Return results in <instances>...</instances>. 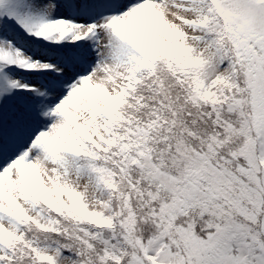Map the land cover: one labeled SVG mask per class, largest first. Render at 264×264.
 Here are the masks:
<instances>
[{
    "label": "snow or ice",
    "instance_id": "1",
    "mask_svg": "<svg viewBox=\"0 0 264 264\" xmlns=\"http://www.w3.org/2000/svg\"><path fill=\"white\" fill-rule=\"evenodd\" d=\"M0 264H264V0H0Z\"/></svg>",
    "mask_w": 264,
    "mask_h": 264
}]
</instances>
